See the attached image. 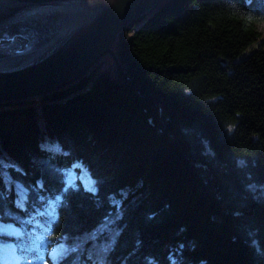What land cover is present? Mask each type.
Returning <instances> with one entry per match:
<instances>
[{
    "label": "trees",
    "instance_id": "16d2710c",
    "mask_svg": "<svg viewBox=\"0 0 264 264\" xmlns=\"http://www.w3.org/2000/svg\"><path fill=\"white\" fill-rule=\"evenodd\" d=\"M259 24L264 0H164L118 37L126 84L99 65L1 104L0 223L20 235L0 242L17 264H264Z\"/></svg>",
    "mask_w": 264,
    "mask_h": 264
},
{
    "label": "water",
    "instance_id": "95a60500",
    "mask_svg": "<svg viewBox=\"0 0 264 264\" xmlns=\"http://www.w3.org/2000/svg\"><path fill=\"white\" fill-rule=\"evenodd\" d=\"M162 1L0 0V37L26 34L38 26L53 29L63 22L62 29L56 34L51 30L53 36L42 44L0 54V105L40 100L65 90L105 60L112 80L126 84L125 67L115 52L118 37Z\"/></svg>",
    "mask_w": 264,
    "mask_h": 264
},
{
    "label": "rangeland",
    "instance_id": "374dc122",
    "mask_svg": "<svg viewBox=\"0 0 264 264\" xmlns=\"http://www.w3.org/2000/svg\"><path fill=\"white\" fill-rule=\"evenodd\" d=\"M57 25V24H56ZM63 27V22H59L57 26H53V29H47L46 27H40L38 26L35 30H33L32 36L30 37V45L31 46H37L39 44H42L43 42L49 40L53 34L51 35V30L53 33L59 32ZM258 32L261 34L262 38L264 39V24H259L256 26ZM30 33V32H29ZM5 35L3 34L0 37V54L1 53H11V52H17L24 48L23 40L20 38L22 36L20 35H14L13 37H7L4 38ZM2 55V54H1ZM246 55V53L244 54ZM3 56V55H2ZM100 65L99 70H97V73H101L104 71H108L110 73V76L113 79V72L107 62V60L101 62L97 66ZM96 66V67H97ZM95 67V68H96ZM94 68V69H95ZM93 69V70H94ZM78 179L81 182L82 186L89 190L94 191L93 183L90 180V178L87 176L86 172L83 169H80V173L78 175ZM261 195L264 198V186L261 190ZM11 228H14L13 226L0 223V233L10 235V236H18L20 235V232L16 229L15 231H11ZM37 241L40 242V238H37L36 240H30L28 243H21V246L24 248H30L34 249L39 244ZM13 242L3 243L0 242V261L4 264H17L21 257L17 253V246H15ZM59 247H53L49 251V255L54 257L58 254ZM7 256V257H6ZM6 257V258H4Z\"/></svg>",
    "mask_w": 264,
    "mask_h": 264
},
{
    "label": "bare ground",
    "instance_id": "6f19581e",
    "mask_svg": "<svg viewBox=\"0 0 264 264\" xmlns=\"http://www.w3.org/2000/svg\"><path fill=\"white\" fill-rule=\"evenodd\" d=\"M29 32H27L26 34L24 32V34L20 35V36H22L20 38L23 40V43H24V48L23 49L28 48L29 46H31L30 45V43H31L30 37L32 36V33H31L32 31H29ZM15 230H16L15 228H11V231H15ZM6 257H4V258H6Z\"/></svg>",
    "mask_w": 264,
    "mask_h": 264
}]
</instances>
